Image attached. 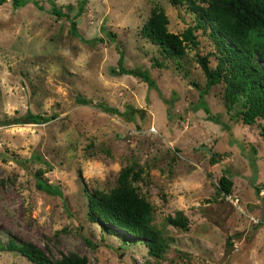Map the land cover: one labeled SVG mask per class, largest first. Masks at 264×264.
I'll list each match as a JSON object with an SVG mask.
<instances>
[{"label":"rangeland","instance_id":"374dc122","mask_svg":"<svg viewBox=\"0 0 264 264\" xmlns=\"http://www.w3.org/2000/svg\"><path fill=\"white\" fill-rule=\"evenodd\" d=\"M37 2L0 4V264H38L10 240L87 264H264V116L244 123L243 96L227 107L226 73L206 89L197 56L211 68L221 56L210 27H195L197 44L170 56L140 27L157 7L171 32L196 26L187 1ZM53 4L66 15L51 13ZM119 51L155 86L120 73ZM28 111L54 116L3 122ZM221 175L232 181L228 194ZM120 179L149 202L167 243L158 255L111 220L128 239L90 220L89 194ZM179 213L187 229L166 219Z\"/></svg>","mask_w":264,"mask_h":264},{"label":"trees","instance_id":"16d2710c","mask_svg":"<svg viewBox=\"0 0 264 264\" xmlns=\"http://www.w3.org/2000/svg\"><path fill=\"white\" fill-rule=\"evenodd\" d=\"M6 0H0V4ZM37 0H11L12 4L22 6L26 2ZM172 3L187 1L192 10L198 14V23L188 25L178 34L167 29L169 19L161 7H157L140 27L142 36L148 37L157 43L167 53L173 56L182 52L185 42L196 45L198 40L194 33L195 27H210V35L220 49V61L214 68L208 63L206 54L198 55L206 77V89L220 81L223 73L227 74L225 90L226 105L229 109L239 99L244 97L243 108L238 112L244 123H252L256 117L264 116V0H170ZM202 2L206 4L203 5ZM72 7L71 4L67 5ZM82 9V4L79 10ZM50 12L57 17L66 15L56 5H52ZM256 57L259 58L256 59ZM122 52L119 51L118 70L142 78L150 87L155 81L145 70L127 68L121 64ZM162 65L161 61H155ZM112 72H116L113 67ZM81 102L90 101L80 98ZM107 107V106H104ZM110 109H116L108 106ZM50 116L40 112L28 111L25 114L13 116L3 120L4 123H26L46 121ZM264 135V126L261 128ZM41 186V182H38ZM232 181L221 175L218 179V188L225 194L231 191ZM91 208L89 217L92 221H99L101 226L110 233L119 234L125 240V232L116 228H109L105 220H111L128 232L145 238L146 245L152 254L158 255L164 251L167 243L157 233L152 224V213L149 202L139 195L135 188L129 187L120 179L108 192H94L89 194ZM167 221L174 226L187 229L186 217L179 213L167 216ZM135 240V239H134ZM6 245L0 241V250ZM8 248L18 251L23 256L38 264H87V257L75 253H66L59 258L51 257L43 248L33 242H18L10 240Z\"/></svg>","mask_w":264,"mask_h":264},{"label":"water","instance_id":"95a60500","mask_svg":"<svg viewBox=\"0 0 264 264\" xmlns=\"http://www.w3.org/2000/svg\"><path fill=\"white\" fill-rule=\"evenodd\" d=\"M202 148H203V149H205V150H207V151H208V153H211V149H210V148H208V146H206V145H203V146H202Z\"/></svg>","mask_w":264,"mask_h":264}]
</instances>
